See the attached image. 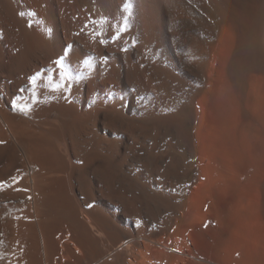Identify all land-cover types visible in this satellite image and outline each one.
Segmentation results:
<instances>
[{
    "label": "bare ground",
    "instance_id": "6f19581e",
    "mask_svg": "<svg viewBox=\"0 0 264 264\" xmlns=\"http://www.w3.org/2000/svg\"><path fill=\"white\" fill-rule=\"evenodd\" d=\"M0 264H264V0H0Z\"/></svg>",
    "mask_w": 264,
    "mask_h": 264
},
{
    "label": "rangeland",
    "instance_id": "374dc122",
    "mask_svg": "<svg viewBox=\"0 0 264 264\" xmlns=\"http://www.w3.org/2000/svg\"><path fill=\"white\" fill-rule=\"evenodd\" d=\"M118 180H119V178H116V181H115V184H116V185H119ZM160 181L162 182V185H160V187L162 186V187L164 188V189H163L164 192H165V193H166L167 191L169 192V193H168V192L166 193V196H168V195H170V194H172V195H179V191H178V190L180 189V188H179V187H180L179 184H178V185H175V184H177V183L174 184V183H172L170 180H167V181L164 182V180L162 179V180H160ZM169 181H170V184H169ZM166 183H167V185H166ZM171 183H172V184H171ZM163 184L166 185V186H165L166 188L164 187ZM173 184H174V186H173ZM116 185H115V186H116ZM168 185L171 187V189H173V193H174V194L171 192L172 190L168 187ZM175 186H176V187H175ZM117 188H118V186H117ZM174 190L177 191L178 193L176 194V192H175ZM172 195H171V196H172ZM169 210H171V211H169ZM169 210L167 209V211H168L167 213H166V211H162V213L160 212V213L162 214V216H161L160 213L156 214V215L158 216V217H157V216H154V218L157 217V218H156V219H157L156 222L153 220V219H154L153 217H151V219H150V217H149V220L147 219L148 217H145V218H146L145 220H147V222H148V224H146L145 227H147V225H148L149 228L147 227V229H153V226H152V225H154V229H156V228L160 227L162 224H164V223L166 224L167 220L169 219V218H167V217H170V216H171L170 213L173 212L172 209H169ZM163 212H164V214H163ZM165 213H166V214H165ZM159 214H160V215H159ZM167 214H169V216H167ZM164 215H165V216H164ZM166 216H167V217H166ZM152 218H153V219H152ZM164 218H165V219H164ZM124 219H125V218H124ZM139 220H140V218H139ZM150 221H152V222L154 221V222L152 223V222H150ZM162 221H163V223H162ZM154 223H155V224H154ZM151 224H152V225H151ZM156 224H157V225H156ZM165 224H164V225H165ZM124 225H125V224H123V226H124ZM155 225H156L157 227H156ZM158 225H159V226H158ZM121 226H122V225H121ZM123 226H122V228L125 227V226H124V227H123ZM150 226H151V227H150ZM125 240H126V241H125ZM125 240H124V242H127V241H128V239H125Z\"/></svg>",
    "mask_w": 264,
    "mask_h": 264
},
{
    "label": "snow or ice",
    "instance_id": "6c2138e0",
    "mask_svg": "<svg viewBox=\"0 0 264 264\" xmlns=\"http://www.w3.org/2000/svg\"><path fill=\"white\" fill-rule=\"evenodd\" d=\"M33 83H34V81H33Z\"/></svg>",
    "mask_w": 264,
    "mask_h": 264
}]
</instances>
